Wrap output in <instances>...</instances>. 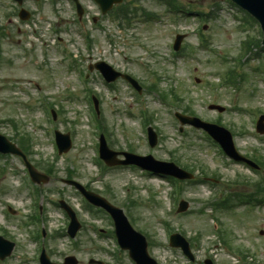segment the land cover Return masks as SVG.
<instances>
[{
	"label": "rangeland",
	"instance_id": "1",
	"mask_svg": "<svg viewBox=\"0 0 264 264\" xmlns=\"http://www.w3.org/2000/svg\"><path fill=\"white\" fill-rule=\"evenodd\" d=\"M84 1L87 10L84 27L85 31H90L94 49V53L86 54L88 56L82 49L86 41L80 39L81 31L75 28L76 32H70L68 29L73 16L65 0L59 5L63 8L56 11L51 0L41 4L30 2L29 7L38 9L34 17L36 24L24 23L25 34L18 32L19 21L15 20L12 27L7 26L8 14L15 8L10 0H0V24L7 30L0 39V133L11 140H18L22 134L29 135L35 162L55 164V175L51 176L49 184L41 186L43 192L39 197L42 205L40 228L44 227L46 231V249L51 258L59 264H63L67 255L76 256L80 264H88L90 259L113 263L108 250H113L115 243L105 232L103 237L98 232L112 230V222L106 215H92L75 189L61 182L68 177L69 171H73L74 180L125 211L133 227L153 241L149 252L160 264H192L181 250L169 247L170 236L174 233H180L193 243L192 250L197 259L194 264H205L206 259H212L214 264H239L242 261L237 254L239 250L248 253L243 263L264 264V234H261L264 231V207L235 206L231 211L221 212L211 207L221 191L239 178L256 180L258 176L245 167L227 163L203 131L186 126L181 135L179 121L174 116L176 111L182 112L180 106L162 105L158 99L160 91L169 95L170 90L178 91L185 103L193 104L196 116L208 122L220 121L229 129L242 154L249 158L264 157V138L255 131L254 116L258 110L264 114L263 63L252 61L248 65L247 68L260 67L261 70L248 77L241 93L220 88L218 80L224 62L222 57L235 56L248 33L258 36L259 26L241 29L244 14L232 6L230 0H178L186 9L194 11L189 17L171 13L165 0H132L139 9L153 13L156 18H143L140 12L130 26L120 24L109 15L100 16L98 7L91 0ZM201 12L208 20L200 17L198 13ZM61 17L68 20L61 22L58 33H48L49 21ZM94 18L98 19L96 23ZM33 29L47 40L48 47L32 38ZM200 29L209 40L208 49L199 46ZM178 34L186 36L182 48L190 47L183 55H175L172 51ZM58 37L63 39L64 48L65 45L74 51L81 48L85 69L90 63L104 60L118 71L131 74L144 88L142 103L136 104V92L123 80H119L117 89H108L97 71L90 73L91 90L97 98L99 96L102 118L112 133L113 146L110 147L121 151L131 146L136 153H152L158 160L178 159L181 167L194 170L198 180L205 179L202 169L208 175L218 173L217 186L182 183L176 200L174 184L166 178L133 168H108L103 172L99 165L95 166L93 158L98 131L91 104L86 102L90 95L81 91L69 64L60 62L62 50L56 43ZM156 76L161 77L159 93L145 92L144 85L154 83ZM37 87H41L57 112V129L70 132L72 136V150L59 158L45 110L38 100ZM168 101L171 103L172 99L168 97ZM234 102L239 103L240 108H234ZM212 104L220 105L226 111L210 110ZM142 105L148 106L153 115L152 125L159 135V144L153 150L146 142L145 127L141 124L139 108ZM10 121L16 122L18 132ZM12 166L23 173L14 171ZM23 169L19 159L13 158L10 162L0 159V171L4 170L0 174V234L16 243L14 257L0 264H37L39 245L32 240L37 227L24 226L33 211ZM37 169L44 173L42 168ZM182 199L189 202L190 207L185 213H178ZM59 200L76 208L86 226L74 242L65 236L53 240V234L64 235L68 225L62 210L55 206ZM8 206L12 207V213H8ZM225 232L227 246L219 240V234ZM119 264L133 263L123 252Z\"/></svg>",
	"mask_w": 264,
	"mask_h": 264
},
{
	"label": "water",
	"instance_id": "2",
	"mask_svg": "<svg viewBox=\"0 0 264 264\" xmlns=\"http://www.w3.org/2000/svg\"><path fill=\"white\" fill-rule=\"evenodd\" d=\"M238 1H239V3L243 4L245 7H247L248 9H250V11L256 17H258L261 20V22L263 23V25H264V0H238ZM182 119H183V122L184 123L187 122V119H185V118H182ZM204 126L206 128H209V129L211 128L208 125H204ZM153 144H155V142H153ZM0 150L6 152L5 148L3 146H1V145H0ZM13 151L17 152L16 149H13ZM149 160H152V159L149 158ZM110 163L113 164L112 162H110ZM31 172H32V175H33V178L35 179V181H37V182H41L42 181L41 176L35 170L31 169ZM175 174L177 176H180V177H187V175H184L179 170H177ZM76 186H78V185L76 184ZM86 195L89 196V197H92V198L96 199V200H93L96 204H100V205L105 206L108 210H110L113 213V215H114V217H115V219L117 221V225H118L120 237H121V239H122V241H123L124 244H126V241H125V238L123 240V231H122L123 227L125 228V235H126L127 239H129L130 237H134V238L137 237L136 234L129 228L128 223H127V220L123 216V214H122L121 211H119V210L111 207L104 200L92 196V194H90V193H86ZM186 208H187V205L186 204H183V208L181 210H185ZM76 230L77 229L75 228V226L72 227V229L70 231L71 234L74 235L75 232H76ZM140 248L143 249V251H144L145 246L144 245H141V243H140ZM137 253H138V255H140L141 254V251L139 249H137ZM0 254H1V256L5 257L7 255V252L6 251H1ZM144 257L146 259H148V257L146 256V254H145ZM137 260H138L139 264H151L148 261L149 259L146 260L145 262H143L141 259H137ZM44 262H45V264H49V262H48V260L46 258H44ZM68 263L69 264H75V261H73V259L70 258V259H68Z\"/></svg>",
	"mask_w": 264,
	"mask_h": 264
}]
</instances>
